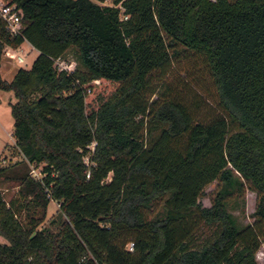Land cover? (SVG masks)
<instances>
[{"label":"trees","instance_id":"obj_1","mask_svg":"<svg viewBox=\"0 0 264 264\" xmlns=\"http://www.w3.org/2000/svg\"><path fill=\"white\" fill-rule=\"evenodd\" d=\"M98 1L6 0L21 34L0 17V59L23 41L38 54L10 80L0 73L21 154L0 166L18 188L8 202L0 191V264H256L259 236L223 198L239 175L257 193L253 223L264 221V0ZM177 46L207 68L220 110L208 121L150 97V73ZM70 48L75 69L57 70ZM213 180L222 188L202 206ZM50 200L64 216L54 231L37 228Z\"/></svg>","mask_w":264,"mask_h":264},{"label":"rangeland","instance_id":"obj_2","mask_svg":"<svg viewBox=\"0 0 264 264\" xmlns=\"http://www.w3.org/2000/svg\"><path fill=\"white\" fill-rule=\"evenodd\" d=\"M6 3V0H0V5ZM101 5H113V0L98 1ZM21 52L24 54L23 62L12 61L1 56L0 73L6 80H10L13 73L18 67L29 68L31 62L36 57V51L26 42L21 44ZM177 52L171 57L167 68L161 72L159 70L152 71L149 75L150 87L154 90V96H168L184 103L191 112L195 121H208L211 117L220 112L216 104V96L214 87L211 83L207 68L202 58L193 52L186 51L180 46L176 47ZM73 64L76 67L74 58V50L68 49L62 56L54 60L57 70H61L64 65ZM94 93L99 91L98 85H93ZM109 88L105 90H109ZM87 92L90 88L87 87ZM15 100L12 91L0 90V166L9 165L16 160H20L21 154L15 146L13 132V119L10 114L9 103ZM87 164L88 160L85 159ZM41 164L28 165L29 173L38 178L40 174ZM109 179V177H108ZM220 182L213 180L204 186L202 194L198 198V202L202 206H208L213 194L221 190ZM17 185L12 180H1L0 191L3 199L8 202L17 192ZM257 193L249 187V183L237 175V182L231 188L224 191V202L227 211L232 215L235 226L241 228L246 224L252 225L256 230L260 244L254 254L256 264H264V221L254 222L253 210L256 202ZM161 201H156L152 208L148 210L147 215L153 214L160 206ZM23 217V215L21 216ZM64 218L59 210L57 201L50 200L48 203L45 217L39 223L37 228L47 226L51 230L56 229V223ZM22 219V218H21ZM55 220V224L51 221ZM198 237L206 235L210 227L200 224L195 229ZM0 243H6L3 236L0 235Z\"/></svg>","mask_w":264,"mask_h":264},{"label":"built area","instance_id":"obj_3","mask_svg":"<svg viewBox=\"0 0 264 264\" xmlns=\"http://www.w3.org/2000/svg\"><path fill=\"white\" fill-rule=\"evenodd\" d=\"M120 7V4H118ZM21 10L16 6L15 3L7 4L3 3L0 5V17L4 21L6 28L9 30L12 36L20 35L21 34ZM18 47H13L11 45H5L2 50V55L8 61H16V62H23L24 61V54L21 50L17 49ZM73 64L64 65L61 70H66L68 72L72 71ZM92 149V145L90 146ZM88 160V157H84ZM87 164V162L85 161ZM40 177V176H39ZM38 177V178H39ZM132 243L128 242L125 247L127 250H131Z\"/></svg>","mask_w":264,"mask_h":264},{"label":"crops","instance_id":"obj_4","mask_svg":"<svg viewBox=\"0 0 264 264\" xmlns=\"http://www.w3.org/2000/svg\"><path fill=\"white\" fill-rule=\"evenodd\" d=\"M24 42L28 43V44L30 45V47L36 51V55L38 54V51H37V50H36V49H35V48H34L29 42H27V41H23L22 43H24ZM22 43H21V44H22ZM21 44H20L19 46H17V47H18L17 49L21 50V49H20ZM7 62H9V61L7 60ZM9 63H11V62H9ZM12 76H13V75H12Z\"/></svg>","mask_w":264,"mask_h":264}]
</instances>
